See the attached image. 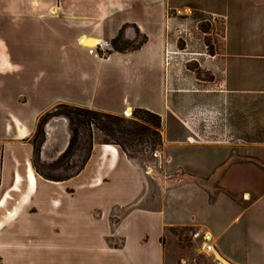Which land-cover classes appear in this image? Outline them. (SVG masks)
<instances>
[{
    "label": "crops",
    "instance_id": "obj_1",
    "mask_svg": "<svg viewBox=\"0 0 264 264\" xmlns=\"http://www.w3.org/2000/svg\"><path fill=\"white\" fill-rule=\"evenodd\" d=\"M36 1L0 4V242L8 244L14 264L23 254L15 208L39 192L43 203H68L53 217L77 220L87 244L95 235H116L115 247L100 246L111 264H219L217 258L264 264V0ZM198 21L207 29L198 30ZM126 27L144 41L113 50ZM84 38L110 41L111 52L101 56L97 44H80ZM197 43L207 73L208 62L219 61L224 88L171 87L170 75L177 74H170L167 53L194 54ZM60 104L114 115L143 109L162 117L172 184L166 188L163 179L156 186L118 146L105 143H94L69 179L38 175L29 165L30 139L40 118ZM202 104L221 108L236 143L188 141L181 120L171 115ZM45 133L53 152L69 147L65 122L49 123ZM193 229L212 234L213 255L183 245ZM59 244L64 249L65 242Z\"/></svg>",
    "mask_w": 264,
    "mask_h": 264
},
{
    "label": "rangeland",
    "instance_id": "obj_2",
    "mask_svg": "<svg viewBox=\"0 0 264 264\" xmlns=\"http://www.w3.org/2000/svg\"><path fill=\"white\" fill-rule=\"evenodd\" d=\"M20 2L29 4L31 0H0V4ZM65 2L79 5L94 4V0H65ZM36 3L39 5L52 4L60 6L64 3V0H37ZM197 23L198 30L199 28L200 30L207 29L205 23H201V21ZM118 37L116 45L114 44L115 39L112 42L113 50H116V48L122 50L136 49L144 41L143 36H135V30L131 27H126ZM181 42L183 41H180V44ZM200 47H202L201 43H197L194 54L184 51H171L172 55L167 60V67L170 74L174 70L177 74L175 76L170 75L172 88H224L222 81L225 75L218 68L219 61L213 59L208 62V66L212 69L207 73L205 67L199 61L200 54L197 48ZM211 49L213 53L216 52L215 46ZM110 52L111 50L108 49L106 52H100V54L106 56ZM215 100L221 101L220 94H215ZM204 108L213 109L225 115L220 107L215 108L202 104L195 105L185 115L178 114L177 116L171 115V117L179 121H189L193 117H199L200 110ZM92 111L95 113L85 116L76 107L60 104L40 118L37 129L30 139L34 146V152L29 160V165L33 167L38 175L53 182L69 179L77 175L83 168L89 158L93 144L105 143L118 146L122 152L139 164L143 172L149 173L151 182L156 186H160V182L164 179L166 188H169L172 179H169L171 169H167L169 158H167L166 153L167 143L163 139L162 117L161 127L157 128L155 125L156 118L150 117L142 111L135 110L127 113V115L125 113L114 115L96 110ZM48 113L51 114V117L41 127L40 122ZM106 114L112 116L113 119L105 117ZM86 120H89V122L87 123ZM55 121L65 122L70 135L69 147L59 153L53 152L51 142L45 133L49 123ZM109 124H111L112 129H108ZM182 125L186 129L184 124ZM73 130L76 133H73ZM186 131L188 133L187 129ZM234 143H236V140L233 136L230 143L219 145H232ZM39 194L34 196L33 199H29L27 204H20L15 208V211L20 214L16 225L23 231V236L18 244L23 253L21 259L18 260L19 264H84L86 260L90 261L94 258L101 260L102 264H111L112 256L104 253L101 255L100 246L115 247L119 243L116 235L110 233L105 238L96 237L95 235V237L88 240L87 244L84 236L80 234L82 226L77 220L70 221L53 217L57 211H66L68 203L62 202L60 206H55L54 201L51 200L46 204L38 199ZM114 217H117V209H115ZM0 228H2L1 224ZM192 231H195V229ZM192 231L185 232L188 235L183 240V245L199 252L197 245L191 240ZM8 239L7 236L2 237L3 241H8ZM62 242H65V251L59 244ZM5 247L7 248L6 252L3 251ZM5 247L0 242V264H14L12 252L8 251V244ZM74 250H77V253Z\"/></svg>",
    "mask_w": 264,
    "mask_h": 264
},
{
    "label": "built area",
    "instance_id": "obj_3",
    "mask_svg": "<svg viewBox=\"0 0 264 264\" xmlns=\"http://www.w3.org/2000/svg\"><path fill=\"white\" fill-rule=\"evenodd\" d=\"M111 46L110 41H103L97 45L100 52H106ZM172 52L167 53L169 60ZM199 117H193L189 121L181 120L188 130V141L202 144H223L233 140V134L226 115L218 113L213 109L204 108L200 110ZM191 240L197 244L200 253L211 256L215 253L214 238L212 234L205 230H195L191 232ZM217 263L227 264L217 258Z\"/></svg>",
    "mask_w": 264,
    "mask_h": 264
},
{
    "label": "trees",
    "instance_id": "obj_4",
    "mask_svg": "<svg viewBox=\"0 0 264 264\" xmlns=\"http://www.w3.org/2000/svg\"><path fill=\"white\" fill-rule=\"evenodd\" d=\"M119 37H117L115 40H114V44L116 45V40L118 39ZM116 50L117 51H121L122 49H119V48H116ZM77 108V110L78 111H80L81 112V114H84L85 116L86 115H89V114H92V113H95L94 111H92V110H90V109H86V108H80V107H76ZM136 111H142V112H144V113H146L147 115H149L150 117H154V118H156V122H155V125H156V127L157 128H160L161 127V117L159 116V115H157V114H155V113H152V112H150V111H147V110H143V109H137ZM97 115H99L98 113H96ZM105 117H107V118H110V119H113V117L112 116H110V115H108V114H106V115H104ZM51 117V114H46L45 116H44V118L42 119V121L40 122V124H41V127H42V125L44 124V123H46V121L48 120V118H50ZM86 122L88 123L89 122V120H86ZM112 124V123H111ZM111 124H109L108 125V129H112V126H111ZM76 133V131L75 130H73V133Z\"/></svg>",
    "mask_w": 264,
    "mask_h": 264
},
{
    "label": "bare ground",
    "instance_id": "obj_5",
    "mask_svg": "<svg viewBox=\"0 0 264 264\" xmlns=\"http://www.w3.org/2000/svg\"><path fill=\"white\" fill-rule=\"evenodd\" d=\"M81 44L86 46V47H95L97 42L92 40V39L84 38V39H82V43ZM130 112L131 111H128V113H130ZM110 149H113V148L110 147ZM29 179H30L31 187L35 188V186H36V177H35L34 171L32 169H30Z\"/></svg>",
    "mask_w": 264,
    "mask_h": 264
}]
</instances>
